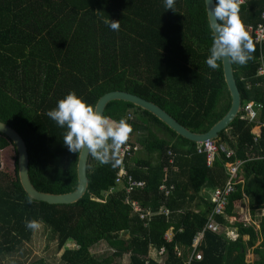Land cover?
<instances>
[{
	"label": "trees",
	"instance_id": "trees-1",
	"mask_svg": "<svg viewBox=\"0 0 264 264\" xmlns=\"http://www.w3.org/2000/svg\"><path fill=\"white\" fill-rule=\"evenodd\" d=\"M174 6L175 11L166 10L163 0H0V120L25 140L35 188L60 194L78 185L79 155L67 150L65 130L45 115L70 91L94 108L110 91L137 94L200 133L227 113L231 96L222 61L215 70L205 63L211 35L204 0H175ZM263 12L264 0H241L240 17L254 51L245 65L232 63L234 75L242 103L262 107L255 121L241 110L219 133L217 143L234 151L231 158L219 148L208 165L198 143L150 111L110 101L104 115L126 119L131 140L140 145L124 159L126 178L116 182L121 158L112 166L91 157L88 190L80 200L50 204L31 197L29 203L17 165L11 174L0 169V264H122L125 254L129 264H264V81L257 74L261 50L250 30ZM105 18L118 20L119 30L112 31ZM9 147L13 143L0 133V149ZM237 159L244 160L243 181L229 196L226 216L236 215V202L247 196L251 220L231 223L217 216L224 231L206 230L195 251L201 259L195 254L190 259L194 238L213 209L208 200L198 210L193 202L205 197L203 191L223 187L229 176L226 162ZM129 177L145 185L128 193ZM161 185L174 189L166 196ZM127 198L137 201L141 212ZM161 208L170 214L140 216ZM28 220L37 227L27 228ZM171 228L169 242L165 234ZM229 228L236 234H228ZM36 234L44 235L43 254L30 245ZM105 243L104 251H95ZM162 247V261L147 258L151 249Z\"/></svg>",
	"mask_w": 264,
	"mask_h": 264
},
{
	"label": "clouds",
	"instance_id": "clouds-1",
	"mask_svg": "<svg viewBox=\"0 0 264 264\" xmlns=\"http://www.w3.org/2000/svg\"><path fill=\"white\" fill-rule=\"evenodd\" d=\"M204 3L207 5V28L211 35L206 65L213 70L219 66L218 61L227 60L241 66L245 65L252 58L254 45L240 17L241 0H214V2L204 0ZM209 4H212L210 8ZM174 5L175 0H163L166 10L175 11ZM103 22L112 31H118L120 28L118 20L105 18ZM45 115L65 130L62 142L70 153L81 155L86 149L87 153L101 165L116 166L119 163L118 152L132 131L126 119H110L73 91L60 98L55 107L48 110ZM215 190L209 192L208 198L212 201ZM31 199L29 196V203ZM234 216L240 217L237 213ZM26 227L35 229L37 224L28 220Z\"/></svg>",
	"mask_w": 264,
	"mask_h": 264
},
{
	"label": "water",
	"instance_id": "water-1",
	"mask_svg": "<svg viewBox=\"0 0 264 264\" xmlns=\"http://www.w3.org/2000/svg\"><path fill=\"white\" fill-rule=\"evenodd\" d=\"M211 6L212 4H209V8ZM222 65L225 81L227 83L231 96V106L227 113L220 120H218L207 132L200 133L190 130L155 102L127 91L115 90L105 93L99 98L95 105V108L104 115L105 108L110 101H128L135 104L136 106L150 111L161 121L167 124L170 128L176 131L177 134L186 139H189L196 143L205 142L207 140H215L219 137V133L222 130L226 129L242 110V97L234 75L233 64L225 60L222 61ZM0 133L7 136L13 143V149L15 152L14 164H16L18 167L19 180L23 189L30 197L50 204H69L77 202L85 195L89 186L87 167L91 162V156L87 153L86 149L83 154L79 155L78 158V185L76 189L68 193L60 194L44 192L35 188V186L31 182L29 175V153L23 137L15 128L1 120Z\"/></svg>",
	"mask_w": 264,
	"mask_h": 264
},
{
	"label": "built area",
	"instance_id": "built-area-1",
	"mask_svg": "<svg viewBox=\"0 0 264 264\" xmlns=\"http://www.w3.org/2000/svg\"><path fill=\"white\" fill-rule=\"evenodd\" d=\"M250 30L253 31L254 35V40L255 42L259 45L260 50H261V57H260V65L258 68V76L263 78L264 81V55L262 53L263 47H264V12L262 13V21L255 27L252 28L250 27ZM262 105L260 103H255L254 101H248L242 106V110L245 112V116L250 120V121H255L257 117V110L260 109ZM129 118L133 119L134 115L129 114ZM219 148H221L227 158H231L234 155V151L232 149H226L222 145H218L217 140H207L205 142H200L198 143L197 150L199 153H205L207 157V163L208 165H211L212 162L215 159V155L218 153ZM139 150V145L133 142L128 135V139L126 142L121 146L119 152H118V157L121 158L122 163L119 166V171L117 173V183H121L127 176V170H126V164L124 159L132 157L134 152ZM169 154L171 155L172 152L170 151ZM170 163L174 162V157L170 158ZM244 160L242 159H237L235 161H227L226 166H227V171H228V177L227 180L224 184L223 187L217 188L214 191L213 194V201L215 203L214 208L210 212L207 222L205 224V227L202 231L198 232V234L195 236L194 241H193V252L190 255V259L195 254V251L197 250V247L201 243V240L203 238L204 232L206 230H211L215 233H222L224 231V226L217 220V216L219 215H225V210L228 202L229 196L236 190V185L240 182L243 181V177L240 174L241 166L243 164ZM145 185V181H134L132 177H129L127 180V192L130 193L136 188H142ZM162 190H165L166 196L170 194L172 189L174 188V185H171L169 188H166L165 185H162L160 187ZM112 191V190H111ZM126 202L131 204L132 208L137 211L141 212V207L139 203L135 200H130L129 198L126 199ZM157 213H163L166 215L170 214V210L163 209L161 208L158 212H152V211H147V214L141 213L140 216L142 219L146 218V216L150 217L153 216ZM226 218L233 223L234 221H239V218L236 216H226ZM246 220V219H245ZM248 220V219H247ZM228 234L230 235H235L236 234V229L235 228H229L228 229ZM167 241H172L174 237V231L173 229H169L168 232L165 234ZM154 252V253H153ZM159 257H163V255L166 253L165 247H162L159 251H157ZM155 249H151L149 255L147 258H154V254H157ZM176 253L178 255L181 254V249L176 246ZM197 259H201V253L197 252L195 254Z\"/></svg>",
	"mask_w": 264,
	"mask_h": 264
},
{
	"label": "rangeland",
	"instance_id": "rangeland-1",
	"mask_svg": "<svg viewBox=\"0 0 264 264\" xmlns=\"http://www.w3.org/2000/svg\"><path fill=\"white\" fill-rule=\"evenodd\" d=\"M257 128H258V126L255 127V129H257ZM14 157H15V152H14L13 147H9L8 149H4V150H1L0 149V169H3V170H5V171H7L8 173L11 174L12 173L11 171L14 168ZM203 194L204 195H210V194H205L204 191H203ZM229 198H228L227 206L229 204ZM207 200L213 203V208H214L215 203L210 198H208V197L205 198V201H207ZM246 205H247V203H246ZM246 205H244V207ZM227 206H226V210H227ZM226 210H225V213H226ZM236 211H237L236 213L238 215L241 214V212L239 211V209H236ZM262 213H264V211ZM230 216H234V215H230ZM260 216L261 215H259V217ZM241 217H244V215H242ZM241 217H237V218L241 219ZM38 228H41V230H42L41 225H39ZM41 236H44V235H37L36 237H34L33 243L30 244L32 246L33 250H34V253H37V254H43L44 251H45L43 245L41 244V242L44 239V237H41ZM106 246H107L106 243H105L104 246L103 245H99V247H97L95 251L96 252H98V251H104V248H106ZM155 251L157 253V250H155ZM153 257L156 258V259H159L160 261L163 260L162 257L161 258L159 257L158 253L157 254H154ZM253 259H254L253 253L252 252H249V254H248V260L249 261H252ZM129 263H130V255L129 254H125L122 257V264H129Z\"/></svg>",
	"mask_w": 264,
	"mask_h": 264
},
{
	"label": "crops",
	"instance_id": "crops-1",
	"mask_svg": "<svg viewBox=\"0 0 264 264\" xmlns=\"http://www.w3.org/2000/svg\"><path fill=\"white\" fill-rule=\"evenodd\" d=\"M204 193L205 194H210L208 190L204 191ZM202 196H205V197L202 198V200L198 199V200L193 202V207L196 210H198V208H200L199 203H204L205 202V198L209 197V195H207V196L204 195L203 192H202ZM246 203H247V205H246ZM244 205H246V206L244 207ZM236 209H239V211L241 212V214L238 215V216L241 217L242 215H244V217H241V218L250 220L249 199L247 197H245L242 201H238L236 203Z\"/></svg>",
	"mask_w": 264,
	"mask_h": 264
}]
</instances>
